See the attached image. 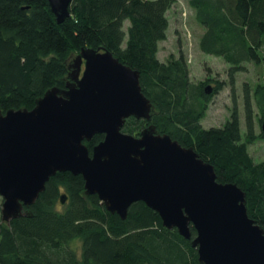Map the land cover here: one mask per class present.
I'll return each instance as SVG.
<instances>
[{"label": "trees", "instance_id": "1", "mask_svg": "<svg viewBox=\"0 0 264 264\" xmlns=\"http://www.w3.org/2000/svg\"><path fill=\"white\" fill-rule=\"evenodd\" d=\"M176 1L72 0L71 17L58 24L48 0H0V112L33 110L48 91L66 89L74 54L105 49L140 73L152 104L150 120L131 118L123 133L140 137L154 126L157 134L192 148L214 168L219 184L245 193L249 217L264 230V161L255 162L249 150L258 138L253 104L264 119V74L253 93L245 88V136L236 100L223 127L205 129L211 96L223 86L193 84L184 59L165 64L158 58ZM190 6L205 29L201 50L231 66L234 92L235 73L246 63L264 62V0H190ZM103 141L98 135L86 146L92 154ZM191 232L186 240L168 230L143 202L133 204L123 220L98 196L86 195L82 176L58 173L22 217L1 222L0 264H200L192 226Z\"/></svg>", "mask_w": 264, "mask_h": 264}, {"label": "water", "instance_id": "2", "mask_svg": "<svg viewBox=\"0 0 264 264\" xmlns=\"http://www.w3.org/2000/svg\"><path fill=\"white\" fill-rule=\"evenodd\" d=\"M48 3L58 24L71 17L72 0ZM70 69L66 89L48 91L33 110L0 112L3 221L22 217L51 178L69 172L123 220L143 202L186 240L192 226L200 264H264V230L239 187L219 184L210 164L154 126L140 137L123 133L127 120L151 118L140 73L105 49H83ZM98 135L104 141L91 154L86 143Z\"/></svg>", "mask_w": 264, "mask_h": 264}, {"label": "rangeland", "instance_id": "3", "mask_svg": "<svg viewBox=\"0 0 264 264\" xmlns=\"http://www.w3.org/2000/svg\"><path fill=\"white\" fill-rule=\"evenodd\" d=\"M169 30L167 39L160 44L158 58L167 64L172 59L186 62L189 76L193 84L202 82L208 83L210 87L217 83L223 86L222 91L212 95L202 125L205 129L223 127L231 118L235 107L240 114L243 136L246 135V113H245V88L254 92L256 86L262 83L264 74V62L260 65L255 63L244 64V70L235 73V91L231 89V66L221 57L209 55L201 50V39L205 29L196 19V11L190 6V0H178L167 14ZM128 27V24L126 25ZM264 54V49L262 50ZM79 54L72 56V62ZM84 71V67H83ZM249 86V87H248ZM213 92L209 91V95ZM254 106V127L258 136L255 142L249 145L250 154L255 162L264 161V138H259L263 133L264 119L259 115L258 109ZM65 195V194H64ZM3 199L0 196V224L2 219ZM4 222V221H3ZM77 250L78 242L72 245ZM56 256H51V258Z\"/></svg>", "mask_w": 264, "mask_h": 264}]
</instances>
